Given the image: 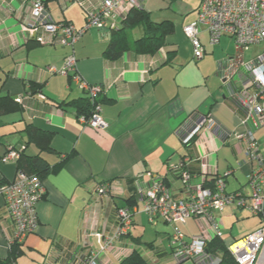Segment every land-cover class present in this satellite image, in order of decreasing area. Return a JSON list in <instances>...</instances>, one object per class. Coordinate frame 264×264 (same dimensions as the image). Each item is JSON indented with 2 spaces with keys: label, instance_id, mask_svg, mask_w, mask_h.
Wrapping results in <instances>:
<instances>
[{
  "label": "crops",
  "instance_id": "0c3cea01",
  "mask_svg": "<svg viewBox=\"0 0 264 264\" xmlns=\"http://www.w3.org/2000/svg\"><path fill=\"white\" fill-rule=\"evenodd\" d=\"M29 2L0 0V98L9 99H4V104L7 101L16 104V108L12 105L11 109L8 107L0 112V158L5 155L7 146L24 148L29 155L38 151L28 142L25 131L31 124L52 133L50 147L53 151L41 153L52 170L43 180L45 193L37 203V230L26 237L22 253L12 262L1 263L7 258L8 236L12 230L2 214L7 221L0 223V264H69L58 258L54 246L58 239L79 245L87 242L96 248L97 242L89 234L106 226V216L101 209L104 197L97 201L94 198L95 184L106 182L113 199L121 206L127 205L125 199L131 195L126 179H134L137 190V186L147 184L151 176L156 175L176 189L179 185L171 169L187 153L182 135L192 127L193 120L198 121L202 116L213 118L222 129L220 133L202 128L195 142L196 154H207L206 161L215 169V173H206L207 178H214L216 174L224 179L227 193L243 190L250 195L248 176L257 165L244 155V141L233 139V134L243 133L245 127L240 123L241 109L230 99V90L244 85L245 74L242 70L230 73L232 88L224 79L233 58L226 49L236 45L232 37L221 36L218 43L211 44L209 33L201 27L199 39L204 52L200 59H194L182 25L196 18L197 7L183 10L178 4L176 13L180 16L175 15L178 18L161 16L160 11L170 5L168 0H146L143 4L151 19V15L157 17L153 21L174 23V32L165 38L169 46L153 55L134 52L133 41L142 34L141 31L132 32L135 28L128 37L129 50L110 61L103 56L110 32L87 28L72 51L81 79L103 87L98 96L101 101L99 115L108 126L97 129L83 125L71 103L86 96L85 90L71 78V73L50 74L47 71L50 66L61 68L71 49L58 44L40 45L21 30V24L28 18ZM45 7L56 22H68L75 28L86 23L85 14L74 0H45ZM167 51H172L170 56ZM38 86L45 99L32 92ZM253 136L259 154L264 157V129L254 130ZM15 173L14 160L0 162V183L12 180ZM139 175L141 181L136 180ZM135 204L139 208L141 202ZM3 207L0 196V212ZM137 213L148 222L144 213L136 212L131 234L140 237L141 242L155 241L169 250V227L159 221L154 225L153 238L145 239L136 231ZM213 214L221 221L222 236L209 241L211 250L224 252L228 246L241 244L240 241L261 224L258 216L234 203L225 206L221 213L214 211ZM197 227L193 218L181 225L187 237L198 234ZM213 240H218L220 246L213 247ZM107 257L111 264L123 260L112 252L107 253ZM148 257L151 264H168L165 259ZM223 258L224 264H237L229 254H224ZM187 260L196 264L193 259ZM255 264H264V244Z\"/></svg>",
  "mask_w": 264,
  "mask_h": 264
},
{
  "label": "built area",
  "instance_id": "2783aa9c",
  "mask_svg": "<svg viewBox=\"0 0 264 264\" xmlns=\"http://www.w3.org/2000/svg\"><path fill=\"white\" fill-rule=\"evenodd\" d=\"M146 0H75L84 11L86 23L81 28H75L68 22L52 20L46 11L44 0H30L28 18L21 24V30L28 33L38 44H58L66 46L71 51L66 55L61 68L50 66V74L71 73V78L85 91L91 101H95L103 92L99 84L86 83L76 70V60L72 51L74 43L83 32L90 27L114 29L118 26L129 10L142 7ZM201 27L209 33L210 43L216 44L221 36L232 37L241 51L250 45L264 42V0H199L196 18L182 25V32L189 40L194 59L203 56V46L199 39ZM229 73L225 74V82L232 88V73L243 67L245 74L244 85L230 90V99L237 102L243 115L240 123L245 127L243 133H234V140L244 141V155L257 165L248 176L250 195L243 190L234 193L225 191V181L215 174L212 186L203 183L206 173H215L213 166L208 164L207 154L199 155L200 174L192 175L184 169L188 158L179 161L171 169V174L177 176L178 187L171 188L164 178L152 175L147 184L137 186L135 200L141 202L139 209L135 204L130 209L126 206L116 209L118 223L111 232H106L103 225L100 230L92 231L89 236L97 242L92 248L84 264H111L107 253L112 252L116 258H123L132 251L131 245L123 242L133 225L136 212L146 215L150 224L163 222L170 228V245L173 248L172 257L176 263L187 259L195 260L196 264H219L222 261L221 251H211L208 243L212 238H221L222 224L213 214L221 213L225 206L234 203L260 218V227L244 237L239 245L227 247L228 254L237 264H255L257 253L264 244V157L259 154L258 144L253 131L264 129V53L249 61L246 65L238 59L232 58ZM231 73V75H230ZM40 99H45L42 90L37 92ZM20 102V99H17ZM100 105H96L91 116L86 119L79 117L83 125L97 129H106L107 122L99 115ZM191 128L182 135L183 143L198 137L202 128L222 132L216 121L209 116H202L198 121L193 120ZM196 142V140H195ZM18 157V151L9 147L5 155L0 158L4 163ZM173 171V172H172ZM141 181V175L136 179ZM45 193L44 183L33 174L18 170L14 178L6 184L0 185V196L3 198L5 217L12 225L13 236L8 239V250L14 243L23 244L29 234L35 233L38 227L37 203ZM96 199L110 198L111 190L108 184H95ZM193 218L199 228V234L187 237L181 230L186 219ZM81 245V246H82ZM73 264V263H69Z\"/></svg>",
  "mask_w": 264,
  "mask_h": 264
},
{
  "label": "trees",
  "instance_id": "16d2710c",
  "mask_svg": "<svg viewBox=\"0 0 264 264\" xmlns=\"http://www.w3.org/2000/svg\"><path fill=\"white\" fill-rule=\"evenodd\" d=\"M75 2V0H74ZM45 3V0H44ZM82 10V9H81ZM83 11V10H82ZM84 13V11H83ZM86 18V16H85ZM64 22V21H59ZM141 29V36L133 41L132 47L135 53L137 54H148L153 55L161 48L169 46L165 40L167 35H170L174 32V23L170 20H161V21H153L150 18L149 13L142 7H135L128 11V13L119 21V24L116 28L110 29V39L109 42L103 52V56L110 60L118 59L125 51L129 50V34L135 29ZM172 51H167V55L170 56ZM41 90V86L35 87L32 92H38ZM86 92L85 97L78 98L76 100H72L71 103L74 104L77 110V115L83 116L88 119L94 111L96 105H100V99L97 98L95 101H91L88 92ZM100 95V94H99ZM98 95V96H99ZM7 97L0 98V112L3 110L16 108V104L9 101L5 102L4 99ZM7 100H9L7 98ZM6 103H9L8 106H5ZM15 105V106H14ZM11 107V108H10ZM28 136V142L33 143L38 151L29 155L23 151L24 148H17L15 146H7L12 147L13 149L18 151V157L15 159L16 163V171L23 170L28 174L36 175L42 182L46 178V176L51 172L52 166L51 164L42 156V152H51L53 151L50 147L51 135L50 131H45L36 128L35 126L28 124L25 128ZM195 140L196 138L191 139L189 142L184 143L186 148V155L181 158L182 161L185 158H188L189 161L184 165V169L187 170L192 175L200 174V161L197 159L198 155L195 152ZM7 151V150H6ZM173 172V171H172ZM175 180H177V176L174 174ZM11 181V180H10ZM165 183L168 182L164 179ZM9 181L1 182L0 185L6 184ZM126 183L128 186V190L131 195H129L126 199V207L129 209L132 205L135 204V193L136 186L134 184V179H126ZM98 184H107L98 183ZM213 178L206 180L203 185L206 187L212 186ZM114 196L111 194L109 199L104 198V201L101 202V209H103L105 218H106V232H111L112 228L115 227L118 223L116 217V209L118 207H124L118 205L113 199ZM97 201V199H96ZM5 209L3 207L2 212H0V223L7 221L4 219ZM3 220V221H2ZM9 222V221H7ZM12 228V225H11ZM13 236V228L11 230L8 239ZM123 242L126 245L132 246V251L123 257V260L119 264H151L149 262V255L157 258L158 260L166 259L168 257H172L173 248L169 244V250L166 246L162 244H157L155 241L149 242H141L140 237L133 236L131 232H129L126 236L123 237ZM169 243H170V234H169ZM213 247L220 246L218 240L212 241ZM210 245V244H208ZM55 250L58 254V258L63 260L65 263H73V264H84L85 259L89 256L91 247L89 245H79L75 242L64 241L62 239L55 240L54 242ZM211 251H219L217 249H212ZM22 253V244L14 243L11 245L8 250L7 258L2 260V262H12L14 261L18 255ZM224 255H228L227 251L222 252ZM223 260L219 263L222 264ZM178 264V263H177ZM224 264V263H223Z\"/></svg>",
  "mask_w": 264,
  "mask_h": 264
},
{
  "label": "rangeland",
  "instance_id": "374dc122",
  "mask_svg": "<svg viewBox=\"0 0 264 264\" xmlns=\"http://www.w3.org/2000/svg\"><path fill=\"white\" fill-rule=\"evenodd\" d=\"M168 1L170 3V5H168V8L163 9L160 12L162 13L161 16H170L169 18H173V15L174 16L175 15L180 16L178 13H176V11L179 10L178 4L182 5L183 10H185L187 8H189L190 10H194L195 7H197V5H198V0H168ZM155 15H159V14L156 13ZM151 16H152V19L157 18V17H154V15H151ZM160 18H162V17H160ZM175 18H178V17L175 16ZM156 20H160V19H156ZM137 31H141V29L136 28V30H133L132 32L137 34L138 33ZM226 50H228V52H230L232 54V57L234 59H238V60L242 61L243 63H245V65H246L249 61H251L255 57L264 53V42L250 45L248 47V49L244 50V51H241L238 48V46L234 45V44L230 45L228 47V49H226ZM241 70H243V67ZM139 208H141V204L139 205ZM135 219H136V223H137L136 231L138 232V234L142 233L143 237L145 239H152L153 235H154L155 226L153 224H149L148 222H146V219L140 213H137L135 215ZM158 228L160 229L161 227L158 226ZM197 229L199 230L198 227H197ZM169 230H170V228H169ZM198 234H199V232H198ZM198 234H196V235H198ZM164 262H168V264H169V262H170V264L171 263L175 264V262L169 257L166 258L164 260ZM186 263L193 264L191 260H187L183 264H186Z\"/></svg>",
  "mask_w": 264,
  "mask_h": 264
}]
</instances>
